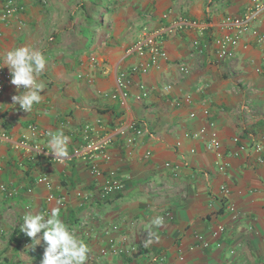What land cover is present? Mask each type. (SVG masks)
<instances>
[{"label":"crops","instance_id":"crops-1","mask_svg":"<svg viewBox=\"0 0 264 264\" xmlns=\"http://www.w3.org/2000/svg\"><path fill=\"white\" fill-rule=\"evenodd\" d=\"M17 2L21 11L0 18V64L9 50L27 46L42 52L46 66L38 80L42 102L29 113L13 105L19 92L3 67L8 78L0 91V125L7 135L0 142V264L41 262L46 245L31 247L20 231L23 216H47L56 207L61 218L81 209L74 213L78 223L65 224L88 245L86 264H264V165L258 162L264 146L254 150L264 138V41L247 32L234 57L224 59L217 58L215 44L235 32L225 20L245 16L251 0H109L107 33L96 31L87 46L73 32L78 0ZM176 18L195 24L161 33L157 39L167 57L144 74L131 72L148 61L127 52L142 28H166ZM251 25L264 33L263 11L254 13ZM121 75L129 81L125 98L117 88ZM141 85L147 94L139 99ZM29 124L41 135L31 137ZM130 125L143 132L136 135ZM59 132L70 138L68 154L87 134L108 140L110 159L96 162L100 174L79 158L52 160L47 143ZM212 133L219 142L214 149L206 147ZM24 137L27 144L17 146ZM127 137L134 142L127 144ZM166 162L178 167L176 176ZM220 163L227 165L223 171ZM110 171L124 185L105 201L99 191ZM41 176L50 187L37 181ZM157 216L164 218L159 228L152 226ZM217 225L224 229L213 237ZM149 230L158 239L145 248ZM111 246L117 253L102 258L100 251Z\"/></svg>","mask_w":264,"mask_h":264},{"label":"built area","instance_id":"built-area-1","mask_svg":"<svg viewBox=\"0 0 264 264\" xmlns=\"http://www.w3.org/2000/svg\"><path fill=\"white\" fill-rule=\"evenodd\" d=\"M23 9V6L20 5L17 0H4L2 3V8L0 9V18L5 21L8 19L10 16L13 14L21 11ZM264 12V0H251V8L249 12L243 16L242 18H227L225 20L226 24L229 27L234 28V33L233 34H227L223 35L222 37L218 38L215 40L216 44V56L219 59H224V58H233L235 55V48L237 44L239 43V40L241 36L246 34L247 32H251L253 35L256 36L258 41L262 42L264 41V33L258 34L257 31L252 28L251 21L254 16L255 12ZM167 15H165L166 17ZM195 22H189L185 19L181 18H176L174 19L171 24L166 27V28H160V29H155V30H150L147 27L142 28L140 37L127 49V52H134L138 56H148V61L135 65L131 68V72L135 73H141L144 74L146 73L150 68L157 66V62L159 58H166V52L162 49L159 40L157 37L161 35V33H173L178 29H181L184 26L187 25H193ZM192 45L194 47L198 46L197 41H193ZM261 66L264 68V58L261 60ZM179 71L181 73H187V68L184 64H180L179 66ZM8 78L7 72L4 71V69H0V91L3 89V80ZM129 81L126 79L124 75H121L118 80H117V88L120 92V95L125 98L127 96L126 92V87L128 85ZM22 89V88H21ZM142 92L138 96V98L145 97L147 94L146 88L141 85ZM112 97L115 98L116 94H112ZM207 111H204V114H206ZM129 129H132L133 132L136 135H140L143 130L139 128H134L132 125L127 126ZM126 126H123L120 129V132L123 134L124 131L127 129ZM28 132L31 137H35L37 135H41L39 132L38 128L34 124H29L28 125ZM88 126L84 127V130L86 131ZM204 130L200 129L198 133H195L194 136H197L198 134L203 133ZM7 135L4 132L3 128L0 125V142L3 139H6ZM26 137H24L19 143H17V146H25L26 143ZM235 141H238V138H234ZM127 144H132L134 142V139L132 137H127L126 138ZM107 145H108V140L104 138H93L90 135H85V142L75 150L71 154H68L66 158L63 159H57L54 157V155H51L52 160L57 161V162H64L65 160L72 159V158H79L82 160L84 163L89 164L91 173L94 175L100 174V170L97 167L96 162L98 160H104L108 161L110 159V155L107 152ZM219 145V142L216 138V134L212 133L210 136V139L206 143L207 148H217ZM264 146V138L261 139L257 144L254 145V150L255 151H260L262 147ZM34 149L38 148V145H33ZM246 147L244 145L239 146L240 151H245ZM258 162L262 165H264V158H259ZM166 168L171 169L173 176H176L178 173V167L175 165H171L170 163L166 162L164 164ZM227 165L225 163H220L217 166V169L219 171H223ZM38 182H42L46 184L47 187H50V181L46 176H41L37 180ZM123 181L116 172L110 171L108 176L105 177L103 185L101 186L100 189V195L102 197L104 196H109L112 194H116L119 191L122 190L123 188ZM1 189H4L1 186ZM220 193L222 194L223 197L227 196L228 194V189L226 186L222 185L219 188ZM80 195V194H79ZM51 197L48 198L50 200ZM225 208L228 211H233L234 207L226 201ZM223 226L222 225H217L212 231L211 235L213 237H216L219 235L220 232L223 231ZM31 238H29V241ZM28 244V242H27ZM201 246L202 247H207L208 242L207 241H201ZM133 250V248L122 250V252L127 255L130 253V251ZM117 253L116 249L111 248L109 250L107 249H102L100 251V256L102 258H105L109 255H113ZM179 259H182V257H179ZM40 264V263H39Z\"/></svg>","mask_w":264,"mask_h":264},{"label":"clouds","instance_id":"clouds-1","mask_svg":"<svg viewBox=\"0 0 264 264\" xmlns=\"http://www.w3.org/2000/svg\"><path fill=\"white\" fill-rule=\"evenodd\" d=\"M7 66L11 75V83L16 86L18 95L12 96L13 105L18 104L26 113L32 111L34 105L42 102L41 93L44 90L39 77L45 70L46 58L41 51L27 46L9 50L3 57L0 69ZM23 91H19L20 89ZM70 138L63 132L50 135L47 150L57 159L68 156ZM164 218L157 216L152 220V226L162 227ZM31 238V247L46 245L40 264H86L89 254L88 245L77 237L62 220L59 207L53 208L46 216L27 212L23 216L21 230ZM158 239L155 232H146L143 247L147 248Z\"/></svg>","mask_w":264,"mask_h":264},{"label":"trees","instance_id":"trees-1","mask_svg":"<svg viewBox=\"0 0 264 264\" xmlns=\"http://www.w3.org/2000/svg\"><path fill=\"white\" fill-rule=\"evenodd\" d=\"M115 1V2H114ZM117 0H112V3H116ZM109 0H78L76 5L77 9L72 15L71 19H74L75 16L78 24L74 25V31L76 35L85 42L86 46L89 45L93 39L96 37L95 32L99 31V33H103L105 35L107 30L103 27V17L107 13H111L109 8ZM102 35V36H103ZM106 44H108L106 42ZM120 193V192H119ZM118 195V193H116ZM115 194L104 196L105 201L108 200L111 196ZM103 200V199H102ZM81 209H71L67 210L62 214V220L64 223H78L79 220L76 218V214L79 213Z\"/></svg>","mask_w":264,"mask_h":264},{"label":"rangeland","instance_id":"rangeland-1","mask_svg":"<svg viewBox=\"0 0 264 264\" xmlns=\"http://www.w3.org/2000/svg\"><path fill=\"white\" fill-rule=\"evenodd\" d=\"M104 20L106 21V20H107V18L105 17V18H104Z\"/></svg>","mask_w":264,"mask_h":264}]
</instances>
